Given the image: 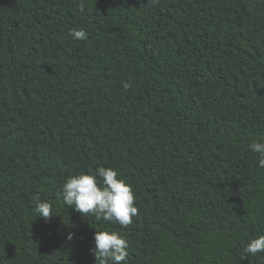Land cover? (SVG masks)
Wrapping results in <instances>:
<instances>
[{"label":"trees","instance_id":"obj_1","mask_svg":"<svg viewBox=\"0 0 264 264\" xmlns=\"http://www.w3.org/2000/svg\"><path fill=\"white\" fill-rule=\"evenodd\" d=\"M253 142L264 0H0V264H96L95 231L128 264H264L243 251L264 235ZM100 166L131 186L127 228L63 202Z\"/></svg>","mask_w":264,"mask_h":264},{"label":"clouds","instance_id":"obj_2","mask_svg":"<svg viewBox=\"0 0 264 264\" xmlns=\"http://www.w3.org/2000/svg\"><path fill=\"white\" fill-rule=\"evenodd\" d=\"M159 3L160 0H147L149 7H156ZM79 11H85L83 4L79 6ZM70 35L74 40L87 39V33L83 29H72ZM123 87L127 89L130 84L125 83ZM249 148L257 154L258 167L264 168V142H253ZM61 197L66 206L83 217L90 214L96 220L118 224L122 228H127L138 212L131 186L118 178L116 170L103 166L88 174L80 173L67 178L62 184ZM35 212L37 217L48 221L52 217L51 204L38 199ZM72 239L73 234L69 233L66 240ZM128 247L127 240L117 231H95L94 247L90 251L96 264H128ZM243 251L245 256L264 253V235L250 240Z\"/></svg>","mask_w":264,"mask_h":264}]
</instances>
